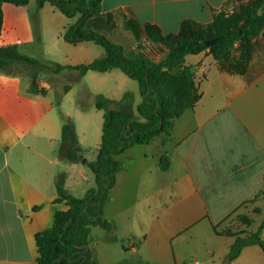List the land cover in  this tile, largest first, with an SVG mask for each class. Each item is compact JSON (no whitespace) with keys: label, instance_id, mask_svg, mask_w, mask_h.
Returning <instances> with one entry per match:
<instances>
[{"label":"crops","instance_id":"crops-1","mask_svg":"<svg viewBox=\"0 0 264 264\" xmlns=\"http://www.w3.org/2000/svg\"><path fill=\"white\" fill-rule=\"evenodd\" d=\"M225 1L102 0L101 12L90 18L86 26L108 37L112 24L121 23L125 28L118 29L116 33L131 30L141 34L143 25L149 23L167 34L176 32L185 18L203 24L209 23L212 20V10L220 9ZM45 5H49L55 14L56 8L53 5L46 2L38 7L36 1L39 10H43ZM227 8L230 10L231 5ZM1 11L0 46L17 45L18 49L31 46L36 40V29L28 3L15 5L4 2ZM122 12L131 16V22L125 16L116 18ZM92 20L97 23L90 24ZM60 22L62 30L58 38L66 43L62 35L76 21L66 24L60 19ZM116 43L122 45L120 41ZM75 44H95L102 48V51H98L88 45L81 49L90 54L89 62L104 55L103 47L94 41ZM44 53L26 55L48 65L89 63L71 64L63 62V57L46 58ZM78 53L79 51H74V54ZM203 56L210 54L207 51L188 54L183 61V65L191 67L194 73L200 93L197 102L173 119L168 133L155 136L148 144H135L146 148L136 160L129 152L132 146L114 156L118 162L115 182L108 191L103 207V214L106 206L112 204L113 207V213L104 216L111 226L110 230H106L109 234L106 245L111 244L119 233L114 217L125 209L123 197L126 191L131 194L127 199H132L136 207L141 201L154 205V208L151 204L146 205L149 209L144 217L139 213L141 206H138L132 224L135 222L138 225L140 222L143 227L123 235L131 238V252L138 255L141 251L139 264H180L185 255L174 250L173 243L177 248H183V243L192 239L199 241L209 230L216 240L227 245L229 238L234 241L233 234L236 232H255L264 217L256 220L254 231L249 229L255 224L252 215L237 212L245 203L250 204L254 215H262L264 211V203L257 204L258 200L264 199V195L258 196L263 189L264 124L256 128L252 122L259 117L235 112L224 113L230 101L240 97L256 83L258 77L264 75V35L254 40L251 60L244 74L221 71L213 59L214 72L225 95L224 105H217V98L213 94L208 96L206 92L199 91L200 83L208 82ZM114 70L115 68L98 73L117 76L118 73ZM39 72L36 71V75ZM67 72L74 74V79L77 80L78 76H83L88 71L81 74L77 70H48L42 72L38 79L32 73L0 71V264H38L34 235L52 225L56 211L67 209L63 201H55L57 184L68 195L78 198L84 197L89 188L95 187L94 174L84 168L88 161H82V148L78 140L73 158L68 159L61 153L68 148L62 140L64 118L72 123L76 139H79L76 122L71 120L74 116L69 114L60 121L56 113V105L61 104L60 101L70 94L72 88L65 85L63 95L54 92L55 100L49 98L51 83L56 77L66 76ZM47 77L49 84L45 81ZM83 93L85 97L92 99L91 108L101 111V134L103 110L96 108V98L106 99L104 107L108 110H122L121 105L127 107L121 101L126 98V93L119 100L110 99L99 92H91L87 86ZM78 118L88 120L84 115L78 114ZM92 122L97 127L99 119L92 118ZM151 144L154 145L153 149L150 148ZM162 155H166L170 161L166 171L159 167ZM120 179L123 180L119 183ZM118 184L125 185L123 193L117 189L114 191ZM157 202H160L159 207L155 205ZM208 203L212 204V209ZM225 203V210L222 208V214H218L217 209L225 206ZM256 209L259 211L255 212ZM240 215L250 218V224H243L238 218ZM229 219L232 222L230 226L218 228L220 223ZM263 234L264 228L260 233V237L264 239ZM252 246L261 250L258 255L260 258L264 256V250L260 246L249 245L241 250L234 261L245 252H252L249 249ZM122 248L126 250L128 247ZM210 250L204 248L207 253ZM116 251L120 257L117 263H120L126 256L122 249L118 248ZM224 256H229L228 252L223 253L222 257ZM91 257L97 262L94 254L91 253ZM218 261H222L221 256ZM103 263L116 264L108 260ZM232 263L230 259L229 264Z\"/></svg>","mask_w":264,"mask_h":264},{"label":"trees","instance_id":"trees-1","mask_svg":"<svg viewBox=\"0 0 264 264\" xmlns=\"http://www.w3.org/2000/svg\"><path fill=\"white\" fill-rule=\"evenodd\" d=\"M29 0H0V31L2 26L1 5L9 2L25 5ZM38 7L50 3L63 15L77 21L67 27L62 38L71 44L94 41L104 49V55L92 62L78 65H48L21 53L17 45L0 46V71H11L15 63H24L40 72L63 69L79 73L92 70L105 72L120 69L138 84L141 101L135 111L106 109V99L97 97L95 106L103 110L101 141L96 159L87 162L95 178V187L89 188L84 197H72L57 184L55 201H63L66 210L56 211L52 225L34 235L38 264H99L91 257L85 240L88 225L110 230L104 218L103 207L109 189L115 182L118 162L114 156L135 144H148L152 138L168 133L173 119L185 109L192 107L200 97L189 66H184V57L207 51L221 71L244 74L251 60L254 40L264 35V0H226L218 10H212V20L203 24L191 18L183 19L176 32L163 34L149 23L143 25L145 37L166 48L165 57L153 62L143 55L126 56L120 44L113 43L105 35L91 30L87 21L101 12L102 0H36ZM231 9L228 10V6ZM209 46L204 42L214 39ZM62 140L68 145L62 150L68 159L77 151V139L72 123L64 118ZM170 161L166 155L159 159L160 170L166 171ZM264 195L263 189L258 196ZM37 208V207H34ZM259 210L256 209L255 212ZM243 224L251 219L240 215ZM264 228V217L255 232L242 231L233 234L229 249L230 259L236 258L249 245H258L264 250V239L260 237Z\"/></svg>","mask_w":264,"mask_h":264},{"label":"rangeland","instance_id":"rangeland-1","mask_svg":"<svg viewBox=\"0 0 264 264\" xmlns=\"http://www.w3.org/2000/svg\"><path fill=\"white\" fill-rule=\"evenodd\" d=\"M28 7L30 10V14L35 22V29H36V40L35 42L28 47L22 46L19 51L23 54H38L39 52H45L46 58L49 57H63L62 61L77 64V63H86L90 60V54L86 52H82L81 49L85 46L91 45L98 51H102V48L95 44H69L63 42L61 38H58V34L62 30L61 21L68 23H74L78 19V15L68 18L63 15L58 9L52 10L49 5H45L43 10L37 9L36 0H29ZM122 16L128 17L127 19L131 22V16L125 12L119 13V16L116 18H121ZM111 19V18H109ZM114 22V20H112ZM129 22V23H130ZM94 20L90 22V24H96ZM131 24V23H130ZM132 25V24H131ZM114 26V27H112ZM110 37L109 33L108 39L113 43L118 41L122 42L124 54L126 56H136V55H143L149 60L153 62H158L162 60L167 50L163 46L158 43H153L148 40L144 33H134L131 30L121 31L119 34L115 31H119L118 29L124 28L123 24L115 25L112 24ZM125 29V28H124ZM117 44V43H116ZM121 45V46H122ZM80 49V50H79ZM74 51H79L78 54H74ZM44 53V56H45ZM64 56H67L66 58ZM44 58V57H43ZM203 63L205 66V75L208 78V82L202 81L199 85V91L206 92V95H214L217 98V105L223 104L225 101V95L221 91V87L215 75V68H214V60L212 56H203ZM11 71H16L21 74L32 73L34 78H41L39 77V72L36 75V69L24 64V63H15L11 66ZM117 76L103 75L99 74L98 72H94L92 70L88 71L85 75L78 76V79H74V74H68L66 76H59L56 77L53 83H51V93L49 94V98L55 100L54 92H58L59 94L63 95L65 92V85H69L72 90L70 94L64 97L63 101H60V105H56V113L59 117L60 121L63 120V117H67L69 114H72L74 117L71 120H75L78 130L77 138L80 146L82 148V153H80L82 157V161L87 160L88 162H92L96 159L97 155V147L100 142L101 136V127H100V119H101V111L92 109V99L89 97H85L83 91L85 87L89 89L91 92H99L104 96L110 99H121L122 94L126 93V98L123 100L121 99L122 103L127 105H121V109L124 111H128L133 109L135 111L136 105L141 101V97L139 94L138 84L135 80L129 78L126 74H124L120 69L115 68L114 70ZM48 72V70H46ZM74 73V72H73ZM202 73V71H201ZM200 74V73H199ZM198 74V75H199ZM79 75V74H78ZM49 77L45 78V81L49 84L50 80ZM206 99L210 101V98L206 96ZM58 102V101H54ZM238 113L240 115H248L254 116L259 118H254L253 124L254 126L260 127L264 124V75L258 77L256 83H254L249 89H247L240 97L237 99L230 101L229 105L227 106L224 113ZM79 115H84V117H88V120L85 121L84 119L78 118ZM92 118L95 120L99 119V124L96 127V123L92 122ZM154 145L151 144L150 148L153 149ZM146 148L142 145H133L132 148L129 150L131 152V156H133L134 160L136 157L142 153ZM84 168L91 174L92 171L88 164L84 165ZM123 179H120L119 183L122 182ZM125 185L118 184L116 189L123 193L122 188ZM131 197V194L125 193L124 195V202L123 206L125 207L124 211L121 213H117L115 218V224L119 230V233L116 235L115 240H113V244L106 245V238L109 237V234L106 232L104 228L99 226L89 225L88 232L85 234V240H87V247L89 251L97 257V263L104 264L106 260L112 262L114 261L116 264H139L138 259L141 254V251L138 255L131 252L130 243L131 238L123 236L125 233L130 231H134L137 229H141L143 225L139 222L138 225H135V222L132 224L133 218L135 216V211L138 206L139 213L146 215L148 211L147 204H151L150 206L154 208L153 203L141 201L137 203V207L134 205L135 202H132V199L128 200L127 197ZM264 199H260L257 201V204L262 205ZM225 206H221L217 209L218 214L221 213V209L223 211L226 208ZM233 205L232 203H229ZM157 207H159L160 202L155 203ZM208 206L212 209V204L208 203ZM113 207L112 204L108 205L104 208V216L112 214ZM241 214H250L255 220V224H252L249 229L254 230L256 229V220L261 219L264 216V211L262 215H254L251 213V206L248 203H245V206H242L237 211ZM105 218V217H104ZM146 223V222H145ZM231 219L225 220L224 222L220 223L218 226L219 229L228 227L231 225ZM135 225V226H134ZM232 228V227H231ZM264 237V234L262 235ZM233 241V238H229V242L227 245H223L220 243L211 231L207 230L206 234L201 237V239L188 241L187 243H183V248H177L175 243L172 244V247L176 251L182 252L185 256L182 262H186L187 264H194L198 262V264H217L218 258L221 256L222 261L218 264H224L226 262V257H222L223 253L229 254V244ZM122 247H128L126 250ZM210 248V252H205L204 248ZM122 249L124 251V260L120 263V257L118 253L116 254V249ZM252 252H245L239 259L235 260L232 259V264H264V256H258L261 253V250L257 246H252ZM259 249V250H258ZM257 251V252H255ZM230 263V261H229ZM158 264V263H155Z\"/></svg>","mask_w":264,"mask_h":264},{"label":"water","instance_id":"water-1","mask_svg":"<svg viewBox=\"0 0 264 264\" xmlns=\"http://www.w3.org/2000/svg\"><path fill=\"white\" fill-rule=\"evenodd\" d=\"M215 41H216V38H214V39H210V40H206V41L204 42V44H205L206 46H209L210 44L214 43ZM40 74H43V73H40ZM229 261H230V257L227 256V257H226V262H225L224 264H229Z\"/></svg>","mask_w":264,"mask_h":264},{"label":"built area","instance_id":"built-area-1","mask_svg":"<svg viewBox=\"0 0 264 264\" xmlns=\"http://www.w3.org/2000/svg\"><path fill=\"white\" fill-rule=\"evenodd\" d=\"M195 264H198V262H196Z\"/></svg>","mask_w":264,"mask_h":264}]
</instances>
